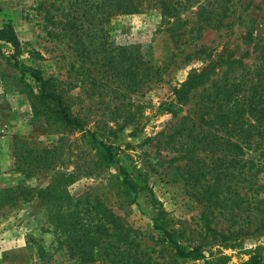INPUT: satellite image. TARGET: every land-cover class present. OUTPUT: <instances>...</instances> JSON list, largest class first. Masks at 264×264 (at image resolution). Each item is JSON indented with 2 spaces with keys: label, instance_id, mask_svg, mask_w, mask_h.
Instances as JSON below:
<instances>
[{
  "label": "rangeland",
  "instance_id": "rangeland-1",
  "mask_svg": "<svg viewBox=\"0 0 264 264\" xmlns=\"http://www.w3.org/2000/svg\"><path fill=\"white\" fill-rule=\"evenodd\" d=\"M229 3L231 28H207L198 39L183 40L180 50L172 46L153 9L101 23L98 18L82 17L73 29L56 4L45 12V0H0V29L10 23L21 50L16 55L20 66H16L11 45L0 39V191L16 186L21 191L0 207V264H109V259H126L129 254L148 257L151 264H201L199 258L176 257L162 243L151 225L153 205L171 218L181 242L189 248L198 246L204 259L244 264L253 255L264 264V228L255 230L252 219L253 224L243 225L248 233L237 231L247 211L234 207L215 211L212 222L217 230L238 232L230 247L204 233L201 208L193 197L198 182L208 177L203 175V155L199 153L201 161L195 165L201 175L190 178L181 139L168 142L156 135L175 120L158 109L159 103L171 98L172 87L201 65L192 54L194 49L226 38L237 40L244 26L251 25L254 35L264 37V0ZM183 16L192 17L188 11ZM127 46H134L150 64L164 67L159 81L142 85L137 81V65V83L133 89L128 87L127 60L117 58L120 51L122 58L126 56ZM245 48L241 45L239 51ZM22 65L38 69L43 77H56L70 110L88 127L122 125L115 140L123 151L118 153L120 162L98 159L86 135L53 120L32 98L35 84L21 73ZM143 162L152 167L145 168ZM120 163L145 173L146 188L134 196L128 193L120 183ZM220 177L223 182L230 180L228 188L222 187L226 205L240 191L236 178ZM41 190L45 192L40 196ZM107 213L134 231L130 232L133 242L116 240ZM101 225L107 230L99 231ZM83 236L94 242L92 255L70 247L69 239L79 242Z\"/></svg>",
  "mask_w": 264,
  "mask_h": 264
},
{
  "label": "trees",
  "instance_id": "trees-1",
  "mask_svg": "<svg viewBox=\"0 0 264 264\" xmlns=\"http://www.w3.org/2000/svg\"><path fill=\"white\" fill-rule=\"evenodd\" d=\"M229 2L230 0H45V12L48 11L46 8L55 4L60 6L66 25L75 29L82 17L98 18L101 23L117 15L139 14L153 9L158 12L160 22L169 33L172 46L180 49L183 40L198 39L207 28H231L234 19L230 18L233 10ZM186 11L192 17L183 16ZM236 38L234 41L226 38L214 46L192 51L196 59L201 60V65L191 69L184 80L172 87L171 98L159 103L158 109L169 113L175 120L156 134L165 136L168 142L181 139L180 146L184 155H187L185 172L190 178L197 179L201 175L197 174L199 172L195 169L199 168L195 165L201 161L198 155L202 153L201 164L206 169L203 175L207 174L208 177L203 178L201 183L198 182L199 188L193 195L201 208V228L211 241L224 243L228 247L235 242L238 232H222L214 227L212 219L218 209L234 207L248 212L239 220L237 231L248 233L243 225L253 224V221L255 230L264 228V37L254 35L250 25L244 26V30ZM0 39L11 45L13 52L10 57H14V65L20 66L16 58L21 51L20 44L10 23L0 29ZM241 45L246 48L239 51ZM125 48L126 56L122 58L120 51L117 58L127 60L124 71H127L125 75L130 89L137 83L134 81L137 65L140 67L137 81L142 85L161 79L163 66L150 64L139 55L134 46ZM248 58L251 59L247 62ZM108 63H112V60ZM20 69L35 84L36 93L30 92L32 98L48 111L53 120L86 135L96 149L98 159L120 162L118 153L123 151L115 144V140L122 125L114 128L105 124L98 128L97 125L88 127L84 118L70 110L56 77H43L38 69L31 66L22 65ZM125 157L130 155L125 154ZM142 165L145 168L152 167L150 162H143ZM139 167L142 168L141 165ZM118 173L120 183L133 196L146 188V174L141 173L139 168L120 163ZM220 176L236 178L240 191L239 197L226 205L222 204L225 200L222 187L228 188L230 180L227 178L223 182ZM17 190L16 186L0 191V207L15 200L21 194ZM43 192L45 191L41 190L38 193L41 196ZM152 207L155 210L151 216L152 228L159 232V239L176 257L199 258L202 260L201 264H215L204 259L198 246L189 248L184 245L179 230L173 226L167 213L161 207ZM106 216L115 231L117 241H134L130 238V232H134L130 227L123 225L113 214L107 213ZM97 227L99 231L107 230L102 225ZM69 240L72 243L70 247L82 253H94V242L90 237L83 236L79 242ZM85 247L90 252H85ZM108 261L109 264H151L148 257L143 259L142 255L137 257L130 254L126 259L111 258ZM259 263V259L252 255L244 264Z\"/></svg>",
  "mask_w": 264,
  "mask_h": 264
}]
</instances>
